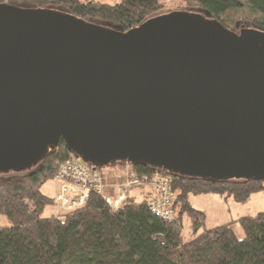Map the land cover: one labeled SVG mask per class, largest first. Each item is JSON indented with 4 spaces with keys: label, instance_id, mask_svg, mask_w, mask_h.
Here are the masks:
<instances>
[{
    "label": "water",
    "instance_id": "1",
    "mask_svg": "<svg viewBox=\"0 0 264 264\" xmlns=\"http://www.w3.org/2000/svg\"><path fill=\"white\" fill-rule=\"evenodd\" d=\"M62 141L99 168L264 181V31L178 11L118 32L0 3V172Z\"/></svg>",
    "mask_w": 264,
    "mask_h": 264
},
{
    "label": "trees",
    "instance_id": "2",
    "mask_svg": "<svg viewBox=\"0 0 264 264\" xmlns=\"http://www.w3.org/2000/svg\"><path fill=\"white\" fill-rule=\"evenodd\" d=\"M177 1L186 10L209 13L232 32L236 33L239 25L264 31V0ZM0 3L25 9H61L95 23H108L118 32L140 26L151 12L163 7L161 0ZM71 154L74 153L62 141L48 150L36 167L16 176L0 177V215L10 223L0 226V264H264V211L208 228L205 210L194 208L188 199L192 193H219L247 202L253 193L264 190V181L166 173L175 195L171 220L152 212L146 196L136 199L128 193L122 206L112 211L106 196L95 191L83 206L61 217H41L52 202V197L42 192V184L54 178L61 161ZM114 164L122 167V163ZM128 166L142 174L162 171L150 166ZM96 169L103 172L102 168ZM118 178L115 182L121 179ZM237 223L243 236L235 231Z\"/></svg>",
    "mask_w": 264,
    "mask_h": 264
},
{
    "label": "built area",
    "instance_id": "3",
    "mask_svg": "<svg viewBox=\"0 0 264 264\" xmlns=\"http://www.w3.org/2000/svg\"><path fill=\"white\" fill-rule=\"evenodd\" d=\"M124 172L123 180L115 182L113 186L115 198L105 197L112 211L122 206L130 188L149 185L153 191L147 200L151 211L166 220L174 217L172 204L175 195L171 190V179L164 171L142 174L125 169ZM56 173L53 181L58 187L52 198V203L57 206V211L53 214L56 217L83 206L92 191L102 192L103 173L75 154L62 160Z\"/></svg>",
    "mask_w": 264,
    "mask_h": 264
},
{
    "label": "rangeland",
    "instance_id": "4",
    "mask_svg": "<svg viewBox=\"0 0 264 264\" xmlns=\"http://www.w3.org/2000/svg\"><path fill=\"white\" fill-rule=\"evenodd\" d=\"M102 3H117L121 0H97ZM161 4H163L162 9L153 11L149 15V19L151 18H157L162 17V15H168L173 14V12H188L192 13L195 11L186 10L183 3L177 1V0H161ZM22 8V7H20ZM52 10L64 14L69 15L77 20L90 23L93 25H98L105 29H113L111 26L107 23H95L92 20L83 19L78 16H72L67 11L61 10V9H53ZM241 25H239L240 27ZM238 27V28H239ZM129 164L125 163L122 164V167L120 164H114L112 166H104L102 168V173L104 175V182L108 180V182H115L117 177L120 176L123 180L124 177V171L125 169L131 170V168L128 166ZM27 170H12V171H4L0 172V177L5 176H16L18 174L24 173ZM134 171V170H133ZM101 172V171H100ZM118 180V181H120ZM104 189L102 191L103 195L109 196L111 198H115L116 192L108 191L106 188V182L104 184ZM58 185L53 181V179H49L46 182L42 184L41 190L42 192L47 195L48 197L54 198V194L56 192ZM150 191V193L153 194V191L151 187L148 185L143 186H137L132 187L128 190V192H131L130 195H135L134 197L136 199H142L145 196L146 190ZM115 190V189H114ZM251 198L247 200V202H238L235 201L231 197H226L225 195L219 194V193H203V194H191L189 195L188 199L190 200L191 205L198 209V210H205L206 212V227L211 228L215 227V225L225 224L226 222H232L237 217L248 215V214H256L258 211H264V190H260L257 193H253ZM53 202V201H52ZM50 203L46 206V208L42 211L41 217H49L51 214H55L57 211V206H55L53 203ZM187 222V221H186ZM188 223V222H187ZM9 219L7 217L0 215V226H7L9 225ZM189 228L186 226V230ZM235 231L239 236L244 235V231L242 230L239 223L235 224Z\"/></svg>",
    "mask_w": 264,
    "mask_h": 264
},
{
    "label": "crops",
    "instance_id": "5",
    "mask_svg": "<svg viewBox=\"0 0 264 264\" xmlns=\"http://www.w3.org/2000/svg\"><path fill=\"white\" fill-rule=\"evenodd\" d=\"M119 178H120V176H119ZM118 178V179H119ZM117 180V179H116ZM106 182V188H107V190L108 191H111V192H115V190H114V184H115V182L113 183H111V182H108V180L107 181H105ZM130 193L131 192H129V195H130ZM131 196H135V195H131ZM145 198H149V197H151L152 196V193H150V191H149V189H148V191L146 190V192H145Z\"/></svg>",
    "mask_w": 264,
    "mask_h": 264
}]
</instances>
